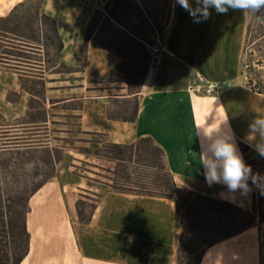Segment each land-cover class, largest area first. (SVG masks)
<instances>
[{"label":"crops","instance_id":"1","mask_svg":"<svg viewBox=\"0 0 264 264\" xmlns=\"http://www.w3.org/2000/svg\"><path fill=\"white\" fill-rule=\"evenodd\" d=\"M25 2L0 0V17ZM106 2L43 0L40 12L55 21L63 44L55 66L46 68L39 60L28 68L16 65L22 62L15 57L0 58V128L25 126L34 130L29 132L32 148L61 150L54 174L28 200L29 244L19 264H179L181 223L174 200L114 189L99 174L103 165L81 152L85 148L102 143L129 146L149 138L162 150L165 169L178 188L246 211L253 207V195L264 189V184L253 186L250 179L247 195L232 193L222 184L209 186L199 163L198 128L210 132L230 127L247 165L259 155L247 138L254 116L264 113V94L252 90L242 70L248 19L237 10L218 14L210 8L207 20L194 22L171 0L164 44L131 93L124 82L105 79L124 58L89 42L85 45L89 27ZM190 3L195 6L194 0ZM14 46L13 51L27 52ZM37 47L30 49L38 53H30L40 57L43 49ZM57 67L66 70H54ZM23 78L44 83V122L17 123L28 117L33 98ZM197 78L222 88L211 95L192 91L189 87ZM130 101L132 119L113 113L115 105ZM79 199L90 203L87 221L79 219ZM261 203L264 206V195ZM200 264H264V223L210 246Z\"/></svg>","mask_w":264,"mask_h":264},{"label":"rangeland","instance_id":"2","mask_svg":"<svg viewBox=\"0 0 264 264\" xmlns=\"http://www.w3.org/2000/svg\"><path fill=\"white\" fill-rule=\"evenodd\" d=\"M169 0H107L105 5L95 15L91 26L87 32L88 41L92 46L97 45L99 48L110 49L124 58L123 64L113 70L115 82H124L129 92H134V89L140 86L142 78L146 70L153 64L156 54L164 44L165 34L170 17V9L168 8ZM39 0H29L28 5L18 13V18H25L27 12L34 15L39 7ZM251 32L248 39L245 54L242 58V70L251 76L254 80L256 76L260 80H264V68H259L256 65L257 59L264 58V40L256 41L258 38L259 23L251 20ZM33 28L38 36V43L42 44V35L47 33L49 25L41 15L35 16ZM130 29H135L138 33H142L145 42L136 40L129 33ZM42 48V47H40ZM19 49V48H18ZM260 49V51L258 50ZM22 50V49H21ZM27 52L9 51L16 55V65L34 68L31 64L33 61L44 60L46 68L52 67L56 57L54 51L48 46L45 47L42 56H36L30 52L38 53L33 49L26 48ZM54 70H66L65 67H57ZM28 71V70H26ZM260 71V73H259ZM38 73V72H37ZM259 73V74H258ZM106 81H113L105 77ZM40 81L23 78L22 85L26 88L33 89L37 95L41 93ZM127 82L130 83V90ZM190 90L199 92L204 90L208 95L215 94L222 87L215 83H207L199 78L194 80L190 85ZM41 96V95H40ZM13 98V95L9 96ZM32 109L28 117L20 120L17 123L39 121L44 112L40 107L39 100L32 99ZM134 102L129 104L119 103L114 106L113 113L116 116L132 117ZM126 118V117H124ZM34 119V120H33ZM0 124L3 121L0 117ZM34 130L25 129V126H17V128L1 129L0 130V148L7 145L13 147L15 140H10L13 135H18V147L8 148L2 151L0 149V240H11V227L18 229L20 217L24 213L26 204L33 190L45 180H48L55 171V158L61 156V150L58 147H45L38 149H29L27 140H31ZM42 131V130H41ZM16 133V134H15ZM44 132H41V135ZM33 143V141H30ZM106 143L95 145L91 148L82 149L81 152L88 154L92 161H96L103 165L100 168L99 174L106 177L111 182L113 188L131 189L138 191L153 192L154 196H162L156 191L154 186L159 179L166 180L167 176L161 170L160 154L157 151H149L146 158L143 156L137 157L135 153H129V157L125 161H116L108 158L110 154L105 147ZM149 143H142L138 149L148 150ZM33 147V146H32ZM90 168L96 167L93 164H87ZM85 169H89L82 166ZM253 174H259L264 178V159H256L251 164ZM125 170L130 176L132 184L127 185L122 177V172ZM251 180V179H250ZM257 186V184H253ZM144 187L137 189L135 186ZM188 203L190 206L181 205V216L185 218L179 228V233L190 232L194 237L189 239L194 240L197 248L203 239H198V233L201 229L205 231L206 227H213L215 230L214 221H238L240 215L233 210L217 207L216 205L206 201L204 198L197 196H189ZM76 210L80 212L81 218H87L91 212L90 203L87 200L79 199L75 203ZM193 208V210L191 209ZM180 220V219H179ZM181 223V220H180ZM256 222L253 226L258 225ZM211 235V232H204V238ZM216 238V235H212ZM187 245V244H186ZM189 246V245H187ZM194 251V250H193Z\"/></svg>","mask_w":264,"mask_h":264},{"label":"trees","instance_id":"3","mask_svg":"<svg viewBox=\"0 0 264 264\" xmlns=\"http://www.w3.org/2000/svg\"><path fill=\"white\" fill-rule=\"evenodd\" d=\"M39 7L34 13V15L30 14L27 12V16L25 18H18V13L24 9L28 3L27 2L15 7L7 16L5 17H0V58H5V59H11L10 56L15 57L16 55L10 53L9 51H13V48H16L14 44H19L21 47L19 49L26 50V48H38L37 46H41L42 48L39 49H45V47L51 48L54 53L55 57L58 54V52L61 51L63 44L58 36L57 33V28H56V23L55 21L44 14H41L40 12V6L43 0H39ZM171 7V0L168 1V8L170 9ZM41 15L43 19L46 21V23L49 25V29H47V33H44L42 35L43 42L42 44L38 43V36L39 34L35 32L33 25L34 17ZM251 24L252 21L248 20V25H247V31H246V37H245V46L243 50V55L245 54L246 47L248 44V39L250 36L251 32ZM129 33L133 36V38H136V40L145 42V38L143 37L142 33H138L135 29H130ZM258 38L256 41H261L264 40V24H260L259 30H258ZM16 41L18 43H16ZM88 41V37L86 36L85 38V45ZM6 42V44H3ZM3 46H7L5 49H2ZM95 47H98L97 45H94ZM18 48V47H17ZM260 51V49H258ZM56 62V60H55ZM55 62L52 63V67L55 66ZM256 65L259 68H264V58L257 59L255 62ZM260 73V71H259ZM258 73V74H259ZM261 74V73H260ZM114 71L112 70L111 72L108 73L107 78L110 80H115ZM247 77V84L252 88L253 91H256L259 94H264V80H260L257 76L253 80L248 73L245 74ZM37 81H40V86H41V93L40 95L36 94V91L30 88L24 87L32 96L30 101V109H32V99L39 100L40 102V107L42 108V97L44 94V83L43 81L39 79H34ZM32 82V81H31ZM130 90H132L130 87V83L127 82ZM139 88V87H138ZM134 89V92L138 89ZM45 117L43 116L39 121H31L30 123H38V122H44ZM129 119H132V117H129ZM34 120V119H33ZM17 127H3L1 129H13ZM15 137H12L10 140H15L13 147H8L7 145L4 144L0 149L2 151L7 150L8 148H17L19 137H16L18 135H13ZM27 147H30L29 149H36L32 148V145H30L32 142L27 140ZM142 143H149L151 146L150 148L148 147V150H142L141 148L138 149V146ZM107 152L110 154L108 156L109 159L111 160H116V161H125L129 157V153H135L137 157L140 158V156H143L146 158V154H149V151H157L160 154V161H161V170L165 172L167 178L166 180H161L159 179L157 183L154 184L156 191L159 195L162 196H167L170 197L174 200L175 203V209L178 218L181 220V224L185 220L184 217L181 216V205H189L188 203V198L189 196H197L200 198H204L206 201L216 205L217 207H222V208H227L229 210L236 211L240 217L238 218V221H225L221 222L219 220L214 221L215 230H213V227L209 226L204 229L203 231L201 229L200 233H198L197 238L198 239H203L202 243L200 244V248H197V244H195L194 240H190L189 237H194L192 233L190 232H184V233H179L177 236V244H178V263L179 264H200L201 259L203 257V254L207 248L210 246L214 245L215 243L225 240L226 238L241 233L245 231L246 229L252 227L256 222L259 224L264 223V206H262V190L258 194L253 195V207L251 210H243L241 208L236 207L235 205H232L231 203L225 202V201H220V200H215L211 198H207L205 196H202L198 193L186 190V189H181L178 188L173 181V178L167 172L165 169L164 161H163V152L161 149L156 147L152 141L149 138H144L139 140L137 143L133 145H120V144H107L105 147ZM241 149L245 151L247 147L241 146ZM264 159V157H261L258 155L254 160L256 159ZM61 160V156L55 158L56 163ZM254 160L250 161L248 165L250 166ZM123 181L129 185L132 184L130 181V176L127 175V172L123 170L122 172V177ZM46 181V180H45ZM44 181V182H45ZM39 184L34 190L33 193L36 192L43 184ZM137 189H141L144 187L140 186H135ZM116 190L122 191V192H133V193H138V194H146V195H153V192L149 191H138V190H131V189H118L114 188ZM28 208V203L26 204L24 213L20 217V222L18 225V229L11 227L10 233H11V240H5L1 239L0 240V264H19L21 260L24 258V256L27 254L28 251V244H29V234L26 230L25 226V214L27 212ZM193 210V208L191 207ZM79 219L81 221H87L89 220V216L87 218H81L80 212H78ZM204 232H211V235H208L206 238H204ZM212 235H216L217 237L214 238ZM189 246H187V245ZM194 250V251H193Z\"/></svg>","mask_w":264,"mask_h":264},{"label":"clouds","instance_id":"4","mask_svg":"<svg viewBox=\"0 0 264 264\" xmlns=\"http://www.w3.org/2000/svg\"><path fill=\"white\" fill-rule=\"evenodd\" d=\"M176 2L189 12L194 22L207 20L211 15L209 9L214 8L218 14H225L229 9L237 10L246 19L264 24V0H194L195 6L190 0ZM197 134L202 136L199 163L203 166L209 186L222 184L232 193L240 191L242 195H247L251 191L249 179L258 186L264 184V178L253 174L251 167L245 163L230 127H219L210 132L198 128ZM247 138L253 142L258 154L264 157V113L254 116ZM261 194L264 195V189Z\"/></svg>","mask_w":264,"mask_h":264},{"label":"bare ground","instance_id":"5","mask_svg":"<svg viewBox=\"0 0 264 264\" xmlns=\"http://www.w3.org/2000/svg\"><path fill=\"white\" fill-rule=\"evenodd\" d=\"M52 210H53V209H52ZM52 210H51V211H52ZM53 211H56V210L54 209ZM53 211H52V212H53ZM54 214H55V213H54ZM22 264H25V261H23V263H22Z\"/></svg>","mask_w":264,"mask_h":264}]
</instances>
